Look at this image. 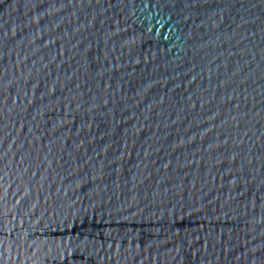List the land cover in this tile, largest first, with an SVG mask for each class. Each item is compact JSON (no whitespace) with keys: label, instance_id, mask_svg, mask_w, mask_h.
Listing matches in <instances>:
<instances>
[{"label":"water","instance_id":"obj_1","mask_svg":"<svg viewBox=\"0 0 264 264\" xmlns=\"http://www.w3.org/2000/svg\"><path fill=\"white\" fill-rule=\"evenodd\" d=\"M0 264H264V0H0Z\"/></svg>","mask_w":264,"mask_h":264}]
</instances>
